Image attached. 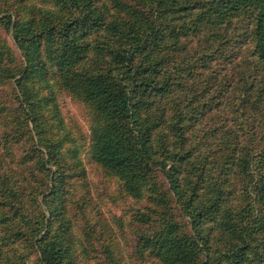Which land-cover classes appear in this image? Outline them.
<instances>
[{
    "label": "trees",
    "instance_id": "obj_1",
    "mask_svg": "<svg viewBox=\"0 0 264 264\" xmlns=\"http://www.w3.org/2000/svg\"><path fill=\"white\" fill-rule=\"evenodd\" d=\"M0 264H264V0H0Z\"/></svg>",
    "mask_w": 264,
    "mask_h": 264
},
{
    "label": "rangeland",
    "instance_id": "obj_2",
    "mask_svg": "<svg viewBox=\"0 0 264 264\" xmlns=\"http://www.w3.org/2000/svg\"><path fill=\"white\" fill-rule=\"evenodd\" d=\"M64 98H65V101L67 102V107H66L67 109L65 111L66 114H69V116L75 119L74 120L75 124L77 123L79 126H81L85 135L89 137L90 127H91V122H92V118H91L92 113L90 109L88 108V106L83 104L82 101L74 100V98H71L69 96H64ZM76 135L81 137V130H79V132ZM90 169L92 170V172H94L95 167L91 166ZM90 179L95 180V181L100 180V183H101V184H98V188H94V193H93L94 196L99 197L103 195L108 186L102 183L101 176L97 175L96 177L95 175L90 174ZM110 194L115 199H111L107 197L106 195L101 197V199H103L104 204H106L107 208L105 210H106L108 217L112 218L114 215H116L120 218L126 215L127 216L126 220H128L130 217H129V214H126V213H128V210H130V207L133 204H135L133 201L134 199L132 200L127 197H122V194H121V191L118 185H114L111 188ZM97 200L99 199H96V201ZM127 237L131 240L133 239V236L129 233L127 234ZM126 248L127 250L131 251V248L129 246H127Z\"/></svg>",
    "mask_w": 264,
    "mask_h": 264
}]
</instances>
